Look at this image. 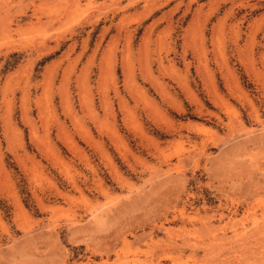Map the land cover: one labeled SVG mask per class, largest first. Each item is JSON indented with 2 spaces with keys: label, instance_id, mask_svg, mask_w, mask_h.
<instances>
[{
  "label": "rangeland",
  "instance_id": "rangeland-1",
  "mask_svg": "<svg viewBox=\"0 0 264 264\" xmlns=\"http://www.w3.org/2000/svg\"><path fill=\"white\" fill-rule=\"evenodd\" d=\"M0 264H264V0H0Z\"/></svg>",
  "mask_w": 264,
  "mask_h": 264
}]
</instances>
